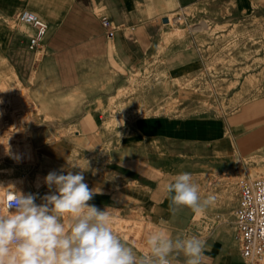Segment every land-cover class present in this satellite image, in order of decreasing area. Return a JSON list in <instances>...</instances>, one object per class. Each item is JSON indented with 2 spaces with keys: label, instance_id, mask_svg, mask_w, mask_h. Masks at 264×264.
<instances>
[{
  "label": "crops",
  "instance_id": "crops-1",
  "mask_svg": "<svg viewBox=\"0 0 264 264\" xmlns=\"http://www.w3.org/2000/svg\"><path fill=\"white\" fill-rule=\"evenodd\" d=\"M23 9L48 24L38 48L29 46L34 28L16 19ZM186 9L213 22L264 19V0H0V61L27 84L39 109L32 126L33 166H20L16 175L26 179L25 194H36L40 204L49 194L45 183L36 184L42 176L88 166L84 182L101 190L90 204L109 207L112 217L140 215L173 237L196 235L206 242L203 264H250L235 223L236 178L264 165V86L234 114L113 118L119 114L112 111V100H125L120 93L126 88H133L127 96L137 99L147 68L179 80L202 68L198 37H167L172 27L164 19ZM103 16L112 21V35ZM1 171L0 181L11 179ZM180 172L192 174L202 199L215 196L205 213L182 208L171 214L165 185ZM121 238L137 253L146 252ZM177 262L184 264L183 255Z\"/></svg>",
  "mask_w": 264,
  "mask_h": 264
},
{
  "label": "rangeland",
  "instance_id": "rangeland-1",
  "mask_svg": "<svg viewBox=\"0 0 264 264\" xmlns=\"http://www.w3.org/2000/svg\"><path fill=\"white\" fill-rule=\"evenodd\" d=\"M169 20L172 31L167 35L168 39L198 37L202 45V68L183 80L169 78L164 70L147 68L141 72L137 99L128 97L134 89L126 88L120 93L126 97L125 100H112V111L119 114L113 117L115 122L117 119L122 122L124 116L148 113L207 111L234 114L259 95L264 86V19L254 15L213 22L196 17L186 9L171 14ZM11 69L0 61V170L11 178L7 182L0 181V185L5 187L0 188V192L14 186L25 193L26 179L16 173L20 166H33L32 138L35 133L32 126L36 124L39 109L27 84ZM6 159L11 163H5ZM262 175L264 165H254L236 178L237 188L240 179ZM44 178L42 176L36 184L44 183ZM3 195L0 200L4 199ZM112 218L113 229L120 237L148 251L146 235L158 228L140 215L130 219Z\"/></svg>",
  "mask_w": 264,
  "mask_h": 264
},
{
  "label": "clouds",
  "instance_id": "clouds-1",
  "mask_svg": "<svg viewBox=\"0 0 264 264\" xmlns=\"http://www.w3.org/2000/svg\"><path fill=\"white\" fill-rule=\"evenodd\" d=\"M77 167L49 172L40 204L36 194L11 186L0 200V264H173L180 255L184 264H203L206 242L196 235L150 231L148 251L137 253L114 231L109 207L89 203L101 190L84 182L88 166L74 173ZM165 192L173 216L182 208L203 214L215 203L214 195L201 198L188 172L175 174Z\"/></svg>",
  "mask_w": 264,
  "mask_h": 264
},
{
  "label": "built area",
  "instance_id": "built-area-1",
  "mask_svg": "<svg viewBox=\"0 0 264 264\" xmlns=\"http://www.w3.org/2000/svg\"><path fill=\"white\" fill-rule=\"evenodd\" d=\"M16 19L34 28V33L29 37V46L38 48L47 34V22L30 9L19 11ZM102 23L108 34L112 35L115 30L112 21L103 16ZM238 183L239 203L235 210V223L242 256L250 264H261L264 263V175L242 178ZM7 195L8 192L5 199Z\"/></svg>",
  "mask_w": 264,
  "mask_h": 264
},
{
  "label": "water",
  "instance_id": "water-1",
  "mask_svg": "<svg viewBox=\"0 0 264 264\" xmlns=\"http://www.w3.org/2000/svg\"><path fill=\"white\" fill-rule=\"evenodd\" d=\"M164 20H165L166 22H168V21H169V17L165 18Z\"/></svg>",
  "mask_w": 264,
  "mask_h": 264
},
{
  "label": "bare ground",
  "instance_id": "bare-ground-1",
  "mask_svg": "<svg viewBox=\"0 0 264 264\" xmlns=\"http://www.w3.org/2000/svg\"><path fill=\"white\" fill-rule=\"evenodd\" d=\"M0 99H1V97H0ZM4 100V99H3ZM7 194V193H6ZM4 199H5V197H4Z\"/></svg>",
  "mask_w": 264,
  "mask_h": 264
}]
</instances>
